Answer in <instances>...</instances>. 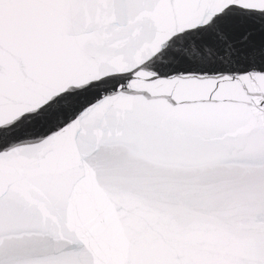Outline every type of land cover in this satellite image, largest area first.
<instances>
[{
    "label": "snow or ice",
    "instance_id": "1",
    "mask_svg": "<svg viewBox=\"0 0 264 264\" xmlns=\"http://www.w3.org/2000/svg\"><path fill=\"white\" fill-rule=\"evenodd\" d=\"M0 264H264V0H0Z\"/></svg>",
    "mask_w": 264,
    "mask_h": 264
}]
</instances>
